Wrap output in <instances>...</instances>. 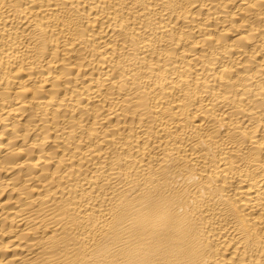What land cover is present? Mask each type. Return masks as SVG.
<instances>
[{
  "label": "bare ground",
  "instance_id": "1",
  "mask_svg": "<svg viewBox=\"0 0 264 264\" xmlns=\"http://www.w3.org/2000/svg\"><path fill=\"white\" fill-rule=\"evenodd\" d=\"M0 264H264V0H0Z\"/></svg>",
  "mask_w": 264,
  "mask_h": 264
}]
</instances>
